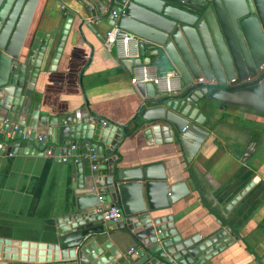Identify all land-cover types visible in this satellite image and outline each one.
<instances>
[{
  "label": "water",
  "instance_id": "water-1",
  "mask_svg": "<svg viewBox=\"0 0 264 264\" xmlns=\"http://www.w3.org/2000/svg\"><path fill=\"white\" fill-rule=\"evenodd\" d=\"M25 1L0 0V162L15 154L50 155L66 164L75 196L55 218L48 242L0 237V264H214L239 236L229 227L184 234L172 215H159L188 192L185 182H175L163 161L128 164L123 144L140 135L147 144L175 145L189 161L209 134L202 99L264 110V0H78L80 36L86 27L102 38L103 26L116 25L138 39L130 68L153 64L182 78L171 94L152 81L135 83L141 102L124 123L92 111L86 100L72 112L41 108L33 94L37 78L49 57L48 69L54 68L74 14L65 15L59 31V23L52 33L36 30L25 50L11 52ZM113 205L122 216L104 220ZM115 232L133 240L131 250L113 245Z\"/></svg>",
  "mask_w": 264,
  "mask_h": 264
},
{
  "label": "crops",
  "instance_id": "crops-1",
  "mask_svg": "<svg viewBox=\"0 0 264 264\" xmlns=\"http://www.w3.org/2000/svg\"><path fill=\"white\" fill-rule=\"evenodd\" d=\"M78 0H26L12 33L9 50H25L36 30L52 33L63 25L66 14H74ZM53 69L50 57L40 72L34 97L41 108L52 113L72 112L87 101L89 108L115 122L124 123L141 102L131 82L128 59L137 57L122 44L105 45L103 26L99 37L86 27L83 36L75 30L73 17ZM58 37L55 35L54 42ZM155 68L157 75L175 72ZM209 131L191 160L175 145L147 144L140 135L126 139L123 146L128 164L163 161L175 182L183 181L188 192L174 204L159 210L170 214L184 234L202 236L219 228H230L239 236L214 258V264H261L264 256V110L249 106L202 99ZM170 146V147H169ZM167 150V151H165ZM258 177L235 203L230 200ZM67 166L45 154H15L0 162V237L48 242L54 220L73 202ZM120 252L130 250L133 240L122 232L111 235ZM36 256V255H35ZM7 264H74L66 260L49 262L8 261Z\"/></svg>",
  "mask_w": 264,
  "mask_h": 264
},
{
  "label": "built area",
  "instance_id": "built-area-1",
  "mask_svg": "<svg viewBox=\"0 0 264 264\" xmlns=\"http://www.w3.org/2000/svg\"><path fill=\"white\" fill-rule=\"evenodd\" d=\"M122 44V53L127 54L130 48L137 50L138 39L135 35L125 32L118 28L116 25L111 26L105 33V45L110 48L114 44ZM264 66V63L263 65ZM203 79L200 78L199 81ZM251 80L248 77L244 80H238L237 78H232L225 81L223 84L231 86L233 84H243ZM152 81L158 92L171 94L175 91L181 89L182 78L177 72H166L162 75H157L155 68L150 65H140L132 70V83L138 82H148ZM122 216V210L119 206L113 205L108 210L103 212L104 220L117 221ZM131 250V249H130Z\"/></svg>",
  "mask_w": 264,
  "mask_h": 264
}]
</instances>
